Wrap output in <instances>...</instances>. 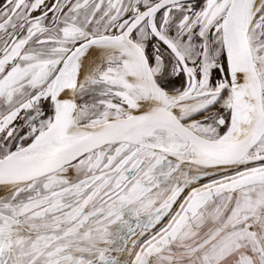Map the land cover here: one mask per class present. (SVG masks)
<instances>
[{
	"label": "snow or ice",
	"instance_id": "snow-or-ice-1",
	"mask_svg": "<svg viewBox=\"0 0 264 264\" xmlns=\"http://www.w3.org/2000/svg\"><path fill=\"white\" fill-rule=\"evenodd\" d=\"M0 264H264V0H0Z\"/></svg>",
	"mask_w": 264,
	"mask_h": 264
}]
</instances>
